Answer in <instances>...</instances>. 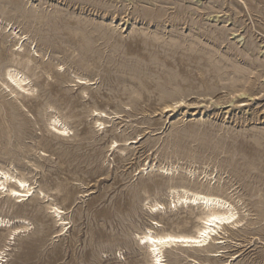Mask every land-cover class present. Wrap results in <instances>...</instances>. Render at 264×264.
I'll return each instance as SVG.
<instances>
[{"label":"rangeland","instance_id":"obj_1","mask_svg":"<svg viewBox=\"0 0 264 264\" xmlns=\"http://www.w3.org/2000/svg\"><path fill=\"white\" fill-rule=\"evenodd\" d=\"M0 169V264H151L183 189L237 212L164 264H264V0H0Z\"/></svg>","mask_w":264,"mask_h":264},{"label":"bare ground","instance_id":"obj_2","mask_svg":"<svg viewBox=\"0 0 264 264\" xmlns=\"http://www.w3.org/2000/svg\"><path fill=\"white\" fill-rule=\"evenodd\" d=\"M11 31L13 33V30ZM5 76H6V81L2 82V84L7 85L8 83V84L13 85V87L15 86L20 89L26 90L25 85H26V81L28 78L26 75L17 71L14 68H8L6 69ZM98 114L102 115L101 112H98ZM99 124H102V122H99ZM51 125H52L51 127H53L54 130H56L59 133L64 134L65 132L68 131L67 130L68 127L56 117L53 118ZM161 169H163L164 172L166 173V171L169 172L171 167H161ZM7 183L9 184V187H7L6 190L9 193V198H11L10 195H13L12 197L17 198L19 201L27 197L30 194L31 186L27 184L23 178L14 176L10 174L8 171L0 169V188L1 190L4 188L5 184ZM181 192L182 193L176 194L174 198L175 200H173V204L174 205L175 203H179V204L191 203L194 205L201 204L202 205L201 207H203L206 210L204 213V216L200 218L201 225L198 226L193 233H169V232L155 233L154 231H152V229L146 228L145 231H143L141 234H137L136 237L139 243L142 245L144 244L146 248L148 249V252H149L148 254L150 255L152 259L150 260L151 264H164L163 249L167 247H171V246L203 247L206 244L207 240H210L209 238L212 232L214 233V231H217V228L221 227V225H223L224 223L226 222L229 223V221H231L234 218L235 212H237V211L234 212V209H232L233 207L225 208V204L227 202L223 200L222 198L214 196L212 194L188 191L187 189H183ZM157 206H158V203H154L153 205H150V208H153V207L155 208ZM52 208H53L54 213H60L61 211L58 209L57 206L52 207ZM237 221L234 220L233 222L237 223ZM8 222L9 220H5L3 218L0 219V224H6ZM17 229H13L12 234H15L17 232ZM19 230H21V228H19ZM0 257H1V253H0Z\"/></svg>","mask_w":264,"mask_h":264}]
</instances>
